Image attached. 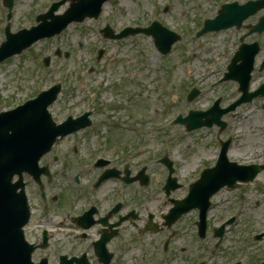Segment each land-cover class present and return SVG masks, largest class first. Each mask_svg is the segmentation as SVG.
<instances>
[{"label":"rangeland","instance_id":"rangeland-1","mask_svg":"<svg viewBox=\"0 0 264 264\" xmlns=\"http://www.w3.org/2000/svg\"><path fill=\"white\" fill-rule=\"evenodd\" d=\"M14 1L11 26L13 32H20L34 28L40 12H46L52 2L59 0ZM117 1L116 6L110 4L105 8L100 22L87 20L84 24H73L60 36L40 41L32 51L24 52V56L0 65V112L14 109L41 91L61 83L62 93L50 109L56 121L64 119L71 111L79 113L86 107L94 112L96 123L86 140L82 136L70 139L62 144L64 150L71 151L74 144H82L81 156L88 160L94 145L99 141L108 144L109 136L113 135L116 144L109 145L110 148L104 145V153L124 156L132 147L137 158L134 160V155L130 158L137 163L138 171L143 167H148V173L162 171L159 165L147 162L158 159L163 150L168 149L182 174L193 176L198 167L213 161L218 128L187 133L182 126L173 125L171 120L178 113L185 117L192 110H207L219 97L223 99L222 107L231 105L240 97L236 83L217 84L230 63L231 52L227 49L237 45L239 34L228 39L224 33L206 34L199 39L195 35L200 30L202 18L206 17L203 24L206 20L216 19V11L226 4L221 2L234 0ZM247 1L240 0V3ZM68 7L69 4L62 6L57 14H63ZM262 15L264 10L245 25H255ZM156 18L182 38L166 57L158 52L150 36L106 40L100 33L107 25L116 32L127 25L149 27ZM5 26L4 10L0 7V44L5 41ZM247 31L243 29L242 33ZM254 40L263 43L257 59V63H261L264 61V36L261 40L259 36H251L248 42ZM198 43H203L202 49ZM101 49L105 51L99 61L98 51ZM58 50L62 52L60 59L55 55ZM236 51L237 48L232 53ZM67 53L69 57L65 59ZM47 57L51 59L49 68L43 63ZM196 82H203L199 88L203 93L201 91L193 102H189L187 98ZM253 82V89L264 84V71L255 70ZM112 102L124 104L125 108L127 105L126 112L117 109L108 113L105 105ZM224 121L227 127L222 131V138L233 137L231 159L263 164L264 99L241 106L232 115L225 116ZM241 126L246 128L241 129ZM156 128H167V132ZM129 140L134 142L128 143ZM157 183L154 181L147 189L138 188L137 193L156 195L161 192V184ZM216 201L211 214L213 225L218 226L223 219L236 217L223 240L219 253L222 263L219 264H260V260L264 261V237L255 240L253 236L264 233V172L254 184L229 193L223 191ZM207 241L213 240L210 237Z\"/></svg>","mask_w":264,"mask_h":264},{"label":"flooded vegetation","instance_id":"flooded-vegetation-1","mask_svg":"<svg viewBox=\"0 0 264 264\" xmlns=\"http://www.w3.org/2000/svg\"><path fill=\"white\" fill-rule=\"evenodd\" d=\"M245 30L247 33L236 30L239 36L232 50L241 46L242 39L248 43L246 35L251 27ZM87 113H90V126L69 136L66 142L77 136L86 140L91 135L96 126L95 115ZM109 140L108 144L99 141L94 145L88 160L81 156L82 144H74L71 151L59 145L42 159L43 190L33 185L29 194L32 216L26 236L34 246L33 261L46 260L48 264L222 263L218 255L223 242L215 241L216 228L210 222L213 202L205 216H202L203 206L186 202L190 186L201 178V168L193 176H184L174 163L171 173L161 160L159 163L165 172L154 178L147 172L148 167L138 171L134 162L137 152L132 147L124 156L105 154V147L116 144L113 135ZM132 155L134 160L130 158ZM216 160L217 157L207 167H214ZM154 181L162 184L160 193H137L138 188L147 189ZM168 182L171 183L169 193L165 190ZM210 237L213 241H207Z\"/></svg>","mask_w":264,"mask_h":264},{"label":"water","instance_id":"water-1","mask_svg":"<svg viewBox=\"0 0 264 264\" xmlns=\"http://www.w3.org/2000/svg\"><path fill=\"white\" fill-rule=\"evenodd\" d=\"M253 8L255 4L244 7L246 11L250 10L251 14L258 11L252 10ZM74 9H76L75 6L64 17L57 18L56 23L61 25L59 29L45 24L33 29L30 33L22 32L17 36H8V43L3 44L0 49V63L15 54H21L35 41L59 33L68 23L77 19L73 16ZM25 36L29 39L21 41L25 39ZM18 38L21 39L16 41ZM252 50V52L244 51L236 58V61H244L243 67L246 71L237 73V76L242 78L247 87L257 53L256 49L252 48ZM242 85L244 92H247V87L243 83ZM60 88L58 86L52 89L49 93L43 94L40 99L16 112L0 116V264H31L30 248L25 244L22 233V227L29 217V208L24 194L18 193V184H13V178L15 175L21 176L23 172L34 173L35 165L41 156L50 151L59 135L66 134L62 128L55 126L47 112L48 106L55 101ZM234 108L235 106L232 109ZM194 116L184 121L189 124L190 130L212 126L214 122H218V118L209 117L203 122L198 118L202 116L201 114ZM205 116L207 118V115ZM241 171L244 169L234 165L226 166V161L223 159L216 174L221 177L225 173L237 175V172ZM234 182L235 179L229 177L222 183L212 185L209 180L206 183L210 187L212 185L214 190H219L225 185L232 186ZM205 184L202 187H205Z\"/></svg>","mask_w":264,"mask_h":264},{"label":"bare ground","instance_id":"bare-ground-1","mask_svg":"<svg viewBox=\"0 0 264 264\" xmlns=\"http://www.w3.org/2000/svg\"><path fill=\"white\" fill-rule=\"evenodd\" d=\"M240 128H241V129H244V128H246V127H245V126H241Z\"/></svg>","mask_w":264,"mask_h":264}]
</instances>
